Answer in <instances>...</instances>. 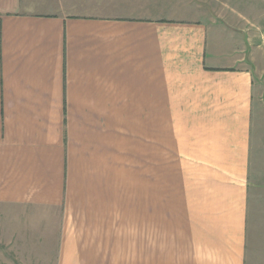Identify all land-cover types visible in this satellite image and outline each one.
<instances>
[{
	"label": "crops",
	"instance_id": "0c3cea01",
	"mask_svg": "<svg viewBox=\"0 0 264 264\" xmlns=\"http://www.w3.org/2000/svg\"><path fill=\"white\" fill-rule=\"evenodd\" d=\"M211 1L0 0V264H264V0Z\"/></svg>",
	"mask_w": 264,
	"mask_h": 264
},
{
	"label": "rangeland",
	"instance_id": "374dc122",
	"mask_svg": "<svg viewBox=\"0 0 264 264\" xmlns=\"http://www.w3.org/2000/svg\"><path fill=\"white\" fill-rule=\"evenodd\" d=\"M204 4L205 5H207L208 7H209V9H213L214 11H216V12H218V11H220V10H222V7L220 6L219 7V5L217 4V3H215V2H212L211 0H204ZM179 5L180 4H176V6H177V9H178V7H179ZM232 5V4H231ZM260 132V134L262 135V133H261V131H259ZM258 132V133H259ZM261 165H262V167H263V169H264V156H262V158H261ZM262 260L264 261V253H262ZM262 261V262H263Z\"/></svg>",
	"mask_w": 264,
	"mask_h": 264
},
{
	"label": "water",
	"instance_id": "95a60500",
	"mask_svg": "<svg viewBox=\"0 0 264 264\" xmlns=\"http://www.w3.org/2000/svg\"><path fill=\"white\" fill-rule=\"evenodd\" d=\"M263 39H264V32H263Z\"/></svg>",
	"mask_w": 264,
	"mask_h": 264
}]
</instances>
